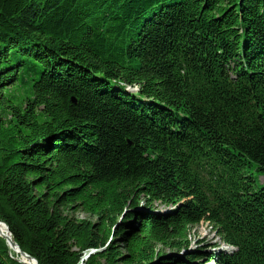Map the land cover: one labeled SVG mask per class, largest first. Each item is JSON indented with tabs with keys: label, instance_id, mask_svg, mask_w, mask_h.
<instances>
[{
	"label": "trees",
	"instance_id": "trees-1",
	"mask_svg": "<svg viewBox=\"0 0 264 264\" xmlns=\"http://www.w3.org/2000/svg\"><path fill=\"white\" fill-rule=\"evenodd\" d=\"M0 222L40 264H264V0H0Z\"/></svg>",
	"mask_w": 264,
	"mask_h": 264
},
{
	"label": "rangeland",
	"instance_id": "rangeland-1",
	"mask_svg": "<svg viewBox=\"0 0 264 264\" xmlns=\"http://www.w3.org/2000/svg\"><path fill=\"white\" fill-rule=\"evenodd\" d=\"M128 92L133 94V92H131V91H128ZM162 208H164V207H162ZM77 218L79 220H87L88 216L84 213H78ZM2 223H4V222H2ZM5 237H7V236H5ZM5 237L3 239L5 240L7 245H9V243ZM78 240H80V239H78ZM78 240L76 239L74 242H76ZM199 241H205L206 243L208 242L209 244L216 242L219 244V246H221L223 244L222 241L216 235V231L214 229H212L211 226L208 225V223H205V222H202L198 226H195V228L192 229V232H191V242H192L193 247L197 246ZM78 244H79V246L77 248H75V250H74L75 251V258L80 259V261L81 260H87L88 257L93 253V251L87 252L84 241H80ZM11 256L13 257L14 255L11 254ZM17 257H18V259H20L19 258L20 256H17ZM79 264H83V262H80Z\"/></svg>",
	"mask_w": 264,
	"mask_h": 264
},
{
	"label": "water",
	"instance_id": "water-1",
	"mask_svg": "<svg viewBox=\"0 0 264 264\" xmlns=\"http://www.w3.org/2000/svg\"><path fill=\"white\" fill-rule=\"evenodd\" d=\"M126 89H127L128 91H131V92L135 93V94H138L139 91H140V89H139L138 87H133V86H127ZM3 224L6 226L8 232H9V235H10L9 237H10V238H9V237H5L2 233H0V237H1V236L5 237V238L7 239V241H8V243H9V245H10L11 248H14V249L18 248V250H19L21 256L26 257V258H29V259H32V260H35V261L37 262V264H40V263L38 262L37 259L33 258L32 256H30L29 254H27L26 252H24V251L20 248V246H19V245L13 240V238H12V234H11V232H10V230H9L8 225H7L6 223H3ZM16 260H17V259H16ZM18 260L20 261V259H18ZM18 260H17V261H18ZM20 262H21V261H20Z\"/></svg>",
	"mask_w": 264,
	"mask_h": 264
},
{
	"label": "bare ground",
	"instance_id": "bare-ground-1",
	"mask_svg": "<svg viewBox=\"0 0 264 264\" xmlns=\"http://www.w3.org/2000/svg\"><path fill=\"white\" fill-rule=\"evenodd\" d=\"M0 233H2L3 235H5V236H7V237L10 236V235H9V232H8V230H7V228H6V226H5L2 222H0ZM1 237H3V236H1ZM3 238H4V237H3ZM8 246H9V245H8ZM9 247H10V246H9ZM10 249H11V248H10ZM11 250H12L13 252H15V253L17 254V256H20L19 258H20V261H21L22 264H36L34 260L21 256V254H20L18 248H16V249L12 248ZM18 261H19V260H18ZM20 261H19V262H20ZM84 261H86V260H82L83 263H84Z\"/></svg>",
	"mask_w": 264,
	"mask_h": 264
}]
</instances>
